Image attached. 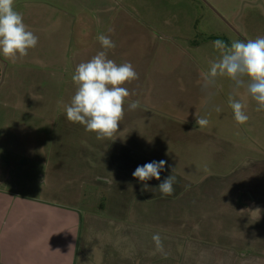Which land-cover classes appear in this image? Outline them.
Instances as JSON below:
<instances>
[{"label":"rangeland","instance_id":"rangeland-1","mask_svg":"<svg viewBox=\"0 0 264 264\" xmlns=\"http://www.w3.org/2000/svg\"><path fill=\"white\" fill-rule=\"evenodd\" d=\"M14 7L38 43L23 59L0 56V184L89 206L80 245L95 258L111 253L109 264H223V254L236 264L228 249L264 264V111L245 89L234 95L226 77L207 89L202 78L220 56L213 41L264 36V0H15ZM100 34L116 45L108 58L138 74L124 85L130 96L118 131L104 140L65 112L76 65L104 50ZM230 95L245 104L242 125ZM135 100L141 106L129 110ZM196 113L208 120L203 128ZM159 160L167 161L161 180L142 190L132 173ZM171 174L174 192L162 197L157 187ZM253 210L260 219H249Z\"/></svg>","mask_w":264,"mask_h":264},{"label":"clouds","instance_id":"clouds-1","mask_svg":"<svg viewBox=\"0 0 264 264\" xmlns=\"http://www.w3.org/2000/svg\"><path fill=\"white\" fill-rule=\"evenodd\" d=\"M14 4L15 0H0V56L12 61L26 57L38 43V37L28 29L23 15L15 10ZM97 39L104 50L87 62L76 65L71 77L76 90L65 106V112L70 123H79L86 132L94 133L97 140H104L118 131L124 117L125 100L130 96L124 85L138 79V74L130 62L118 65L108 58L107 50L116 46L109 36L100 34ZM212 44L220 51V56L207 71L202 72L203 87L207 89L218 78L226 77L233 83L234 95H238L241 88L245 89L256 103V111H264V36L233 41L230 46L222 40H215ZM234 95L228 98L229 106L237 125H242L249 117L244 111L245 104L235 99ZM140 106L139 100L129 101L128 104L129 110ZM195 121L200 128L208 124V120L197 113ZM166 164L165 160L151 161L137 166L132 176L142 185V190H147L149 180H161L160 173L165 170ZM175 182L172 174L164 178L157 187L162 197L173 194ZM153 241L157 250L162 251L159 234L153 235Z\"/></svg>","mask_w":264,"mask_h":264},{"label":"crops","instance_id":"crops-1","mask_svg":"<svg viewBox=\"0 0 264 264\" xmlns=\"http://www.w3.org/2000/svg\"><path fill=\"white\" fill-rule=\"evenodd\" d=\"M0 67L2 70L1 63ZM48 196L49 199H44L36 195L19 194L0 184V264H109L108 257L111 253L103 249L95 258L93 251L83 252L80 245L79 224L82 216L93 214L89 206L68 205L67 201L52 199L50 194ZM261 204L263 203L258 202L254 209ZM245 207L250 206L245 204ZM253 214L254 217L249 219H260L261 215L256 214L255 210ZM233 220L236 225L239 224L237 219ZM70 223L75 225V232L68 227ZM234 234L243 233L236 231ZM234 239L235 246L239 247L242 243L239 239L244 238L238 236ZM93 243L94 241H87L86 244L90 246ZM123 250L124 248H120L117 251L123 253ZM233 251L228 249L236 264H247V260L239 259L245 255L239 252L235 254ZM223 257V264H228L224 254ZM249 262L252 263L251 260Z\"/></svg>","mask_w":264,"mask_h":264},{"label":"trees","instance_id":"trees-1","mask_svg":"<svg viewBox=\"0 0 264 264\" xmlns=\"http://www.w3.org/2000/svg\"><path fill=\"white\" fill-rule=\"evenodd\" d=\"M1 80H2V70H1V67H0V83H1Z\"/></svg>","mask_w":264,"mask_h":264}]
</instances>
